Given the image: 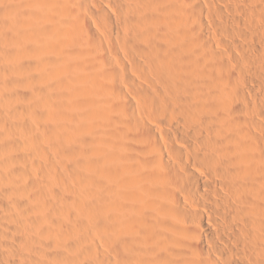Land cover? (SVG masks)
I'll list each match as a JSON object with an SVG mask.
<instances>
[{
	"label": "bare ground",
	"instance_id": "bare-ground-1",
	"mask_svg": "<svg viewBox=\"0 0 264 264\" xmlns=\"http://www.w3.org/2000/svg\"><path fill=\"white\" fill-rule=\"evenodd\" d=\"M0 264H264V0H0Z\"/></svg>",
	"mask_w": 264,
	"mask_h": 264
}]
</instances>
